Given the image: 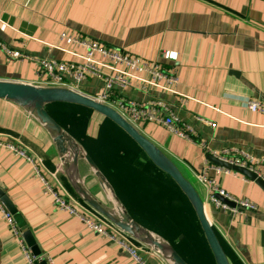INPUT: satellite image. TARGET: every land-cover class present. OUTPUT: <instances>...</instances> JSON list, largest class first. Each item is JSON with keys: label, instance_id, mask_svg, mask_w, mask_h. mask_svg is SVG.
I'll use <instances>...</instances> for the list:
<instances>
[{"label": "crops", "instance_id": "obj_1", "mask_svg": "<svg viewBox=\"0 0 264 264\" xmlns=\"http://www.w3.org/2000/svg\"><path fill=\"white\" fill-rule=\"evenodd\" d=\"M62 33L92 38L173 68L179 77L176 89L187 98L155 88L143 91L138 84L125 94L141 101L158 97L169 102L209 148L236 145L255 156L264 154V113L243 103L245 98L264 99V0H0V40L11 49L70 60L72 55L61 48H76L63 44ZM167 51L176 52V59H167ZM37 68L30 58H12L0 46V80L36 84ZM84 85L87 95H95L101 80L91 78ZM200 117L216 126L203 124ZM139 129L195 181L205 201L207 190L195 174L210 161L206 150L155 122L142 123ZM0 139L18 141L41 157L50 181L82 210L101 217L75 194L52 134L22 104L0 98ZM78 167L86 187L107 202L88 163L80 159ZM132 172L123 168L112 183L103 171L131 215L142 203L143 190ZM242 175L221 173L217 180L229 193L254 201L257 211L233 213L210 206L208 213L229 248L231 264H264V189ZM0 188L17 210L13 215L5 206L17 227L32 231L40 255H50L53 264H135L118 244L58 209L44 194L32 165L5 147H0ZM142 253L152 264H169L151 249ZM0 264H28L1 212Z\"/></svg>", "mask_w": 264, "mask_h": 264}, {"label": "built area", "instance_id": "obj_2", "mask_svg": "<svg viewBox=\"0 0 264 264\" xmlns=\"http://www.w3.org/2000/svg\"><path fill=\"white\" fill-rule=\"evenodd\" d=\"M60 38L75 46L76 50L61 48V50L71 54L72 59L62 60L46 56H28L20 51L11 49L1 40L0 46L12 58L28 57L37 64L38 79L36 84L64 86L86 94L83 90L84 84L91 78H97L101 80V87L97 94L88 96L116 109L136 127L140 128L142 123L146 122L161 124L171 134L199 144L209 155L215 158L248 169L264 182V154L255 156L246 149L236 145L219 149L209 148L208 144L200 139L195 126L179 117L169 102L158 97L141 101L125 94L126 89L138 84L143 91L155 88L166 93L181 95L176 89L179 77L173 68H167L159 61L149 62L138 55L117 50L101 41L82 35L62 33ZM165 57L167 59H176L177 53L167 51L165 52ZM181 97L187 98L184 95H181ZM243 103L253 112L264 113V99L245 98ZM199 121L212 127L216 126L215 122L206 118L200 117ZM0 147L11 150L16 156L26 159L34 167L35 176L43 184L44 194L52 197L53 204L58 209L76 216L86 227L95 230L101 236L118 244L131 256L135 264H152L142 253L147 247L137 243L123 231L115 229L104 218L96 217L82 210L75 201L51 182L44 173L41 157L30 153L18 141L0 139ZM221 173L241 174L232 169L214 164L209 160L206 166L195 174L198 182L207 190L204 205L209 219L208 209L210 206L215 209L230 210L233 213L257 211L258 206L254 201L237 197L219 185L217 176ZM242 178L249 180V177L245 175H242ZM0 212L19 238L28 264H36L42 260H45L48 264H53V259L50 255H34L31 252L22 237V231L16 225L13 215L6 209L1 200ZM211 222L213 223L212 220Z\"/></svg>", "mask_w": 264, "mask_h": 264}, {"label": "water", "instance_id": "obj_3", "mask_svg": "<svg viewBox=\"0 0 264 264\" xmlns=\"http://www.w3.org/2000/svg\"><path fill=\"white\" fill-rule=\"evenodd\" d=\"M0 98L22 104L52 134L71 188L95 213L123 231L137 243L155 251L169 264H190L166 237L133 218L94 158L84 145L49 113L47 105L57 102L77 104L110 119L143 150L157 168L172 178L187 197L195 211L215 264H231L216 228L206 213L204 200L195 185L157 144L142 133L138 127L125 119L116 109L69 87L43 86L19 81L0 80ZM68 139L72 141L70 145L66 144V140ZM80 159L85 160L99 178L107 194V202L98 198L86 187L79 173L78 164ZM209 159L214 164L232 169L249 177L264 189V182L248 169L232 165L211 155H209ZM0 200L13 215L17 213L13 202L1 188ZM223 200L233 205L229 201H226V199ZM117 207L122 210L121 213L116 212ZM153 235L157 236V238ZM22 236L32 253L40 255V248L32 231L26 229L22 232ZM36 264H47V262L39 261Z\"/></svg>", "mask_w": 264, "mask_h": 264}, {"label": "trees", "instance_id": "obj_4", "mask_svg": "<svg viewBox=\"0 0 264 264\" xmlns=\"http://www.w3.org/2000/svg\"><path fill=\"white\" fill-rule=\"evenodd\" d=\"M58 109L71 122V128L68 129L56 117ZM47 110L84 144L100 169L112 179V183L117 182L113 178L123 168L128 173L133 171L132 177L137 180L135 184L143 188L139 193L142 203L132 213L135 218L164 234L190 264H204L199 253L192 247L194 243H198L199 250L207 258L209 256L210 262L214 264L212 252L187 197L172 178L157 168L120 127L101 116L102 120L93 134L90 123L93 115L97 114L95 111L77 104L60 102L47 105ZM217 233L230 259L229 248L220 233Z\"/></svg>", "mask_w": 264, "mask_h": 264}, {"label": "rangeland", "instance_id": "obj_5", "mask_svg": "<svg viewBox=\"0 0 264 264\" xmlns=\"http://www.w3.org/2000/svg\"><path fill=\"white\" fill-rule=\"evenodd\" d=\"M63 44L64 45H66L67 47H69V45H68V43L67 42H63ZM71 45V44H70ZM57 116V118H59V121H61L62 123H64L65 125H66V127L69 129V128H71V122H69L68 120H66L65 119V117L61 114V110L60 109H58V113L56 114ZM61 118V119H60ZM102 120V117H101V115H98V114H95V115H93V117H92V119H91V123H90V131H91V133H95L96 131H97V126H98V123H100V121ZM64 127V126H63ZM65 128V127H64ZM67 128H65V129H67ZM67 129V130H68ZM69 131V130H68ZM70 132V131H69ZM71 133V132H70ZM72 134V133H71ZM73 135V134H72ZM177 136V135H176ZM80 143H82V142H80ZM82 145H84L83 143H82ZM85 147V146H84ZM32 168H33V171H34V174H35V170H34V167L32 166ZM193 183H194V185H195V187L197 188V185H196V183H195V181H193ZM192 247H193V249L195 250V251H197L198 253H199V256H200V258L203 260V262H204V264H212V262H210L211 260L209 259L210 257L208 256V258H207V256L205 255V253L203 252V251H200L199 250V247H198V243H194L193 245H192ZM213 260H214V258H213ZM214 264H215V261H214Z\"/></svg>", "mask_w": 264, "mask_h": 264}, {"label": "bare ground", "instance_id": "obj_6", "mask_svg": "<svg viewBox=\"0 0 264 264\" xmlns=\"http://www.w3.org/2000/svg\"><path fill=\"white\" fill-rule=\"evenodd\" d=\"M72 143V141L70 140V139H68V140H66V144L67 145H70ZM116 212H122V210L119 208V207H117L116 208ZM155 238H157V236H155V235H153Z\"/></svg>", "mask_w": 264, "mask_h": 264}]
</instances>
